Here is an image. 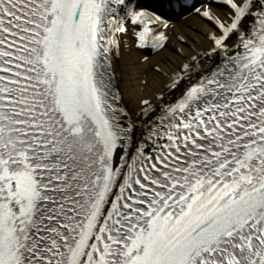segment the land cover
<instances>
[{
	"label": "snow or ice",
	"instance_id": "1",
	"mask_svg": "<svg viewBox=\"0 0 264 264\" xmlns=\"http://www.w3.org/2000/svg\"><path fill=\"white\" fill-rule=\"evenodd\" d=\"M0 264H264V0H0Z\"/></svg>",
	"mask_w": 264,
	"mask_h": 264
},
{
	"label": "bare ground",
	"instance_id": "2",
	"mask_svg": "<svg viewBox=\"0 0 264 264\" xmlns=\"http://www.w3.org/2000/svg\"><path fill=\"white\" fill-rule=\"evenodd\" d=\"M184 23V31L195 35V33L189 32L187 25L195 28L199 26L198 21L188 18ZM127 43L131 45L132 41L129 39ZM144 54L146 52L135 47L125 46L122 55L115 62L116 80L123 97V103L133 114L139 111L143 98H149L155 102L158 89L163 87V79L153 71L152 64L163 66L165 70L170 71L174 67L172 61H175L176 64L179 63V60L172 56L170 51L155 56L150 64H144L142 63ZM144 80L148 81L147 85L143 83Z\"/></svg>",
	"mask_w": 264,
	"mask_h": 264
}]
</instances>
